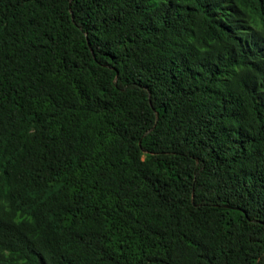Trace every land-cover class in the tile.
<instances>
[{"label": "trees", "instance_id": "obj_1", "mask_svg": "<svg viewBox=\"0 0 264 264\" xmlns=\"http://www.w3.org/2000/svg\"><path fill=\"white\" fill-rule=\"evenodd\" d=\"M0 264H264V0H0Z\"/></svg>", "mask_w": 264, "mask_h": 264}]
</instances>
